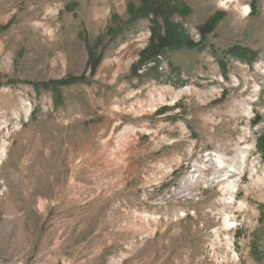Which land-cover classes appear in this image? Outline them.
I'll return each instance as SVG.
<instances>
[{
  "label": "rangeland",
  "instance_id": "374dc122",
  "mask_svg": "<svg viewBox=\"0 0 264 264\" xmlns=\"http://www.w3.org/2000/svg\"><path fill=\"white\" fill-rule=\"evenodd\" d=\"M140 1L0 0V264H264V0Z\"/></svg>",
  "mask_w": 264,
  "mask_h": 264
},
{
  "label": "trees",
  "instance_id": "16d2710c",
  "mask_svg": "<svg viewBox=\"0 0 264 264\" xmlns=\"http://www.w3.org/2000/svg\"><path fill=\"white\" fill-rule=\"evenodd\" d=\"M140 2L141 7L137 10V13L153 16L155 18H163L162 28L158 23H156L155 27L150 29L149 44L140 55V63L161 55L163 50L168 47L197 46V44L192 43L186 36L182 34L181 25L170 21V17H173V15H177L180 19H184L188 15V10L187 8L183 7L181 0H173V6H171V1L169 0H142ZM128 8H132V5H129ZM216 17L217 15H214L203 25V27H200L199 34L201 35L202 39H204L205 35H207V33H209L213 27ZM201 43L203 42H200V44ZM68 83L70 82L62 81L56 84L66 85ZM258 118H256L255 121H258ZM256 146H258L260 154L264 156V135L258 138Z\"/></svg>",
  "mask_w": 264,
  "mask_h": 264
},
{
  "label": "bare ground",
  "instance_id": "6f19581e",
  "mask_svg": "<svg viewBox=\"0 0 264 264\" xmlns=\"http://www.w3.org/2000/svg\"><path fill=\"white\" fill-rule=\"evenodd\" d=\"M228 1H233V0H228ZM245 12L247 11V9L244 10ZM232 185V184H231Z\"/></svg>",
  "mask_w": 264,
  "mask_h": 264
}]
</instances>
